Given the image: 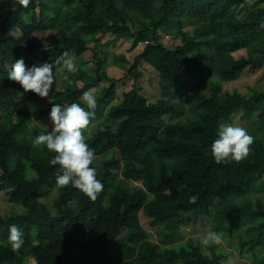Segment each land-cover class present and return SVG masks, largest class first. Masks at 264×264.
<instances>
[{
	"label": "trees",
	"instance_id": "1",
	"mask_svg": "<svg viewBox=\"0 0 264 264\" xmlns=\"http://www.w3.org/2000/svg\"><path fill=\"white\" fill-rule=\"evenodd\" d=\"M7 1L11 10L0 13V186L24 210L0 214V264L32 259L37 264H224L218 246H198L200 235L177 243L182 225L206 217L210 230L220 234L230 218L261 217L250 249L264 247V203L258 200L250 212L240 203L264 191L257 188L264 182V89L249 94L223 89L247 69L264 66V5L243 12L250 0H30L27 7ZM15 31L20 38L10 36ZM38 33H46L39 42ZM162 33L176 44L169 47ZM104 34L114 36L111 43L132 37L133 48L144 44L130 72L135 75L143 61L152 66L163 98L150 102L134 86L114 104L125 77L103 69L100 44L94 49L95 69L84 58L89 43ZM41 45L48 51L38 52ZM242 49L247 56L236 58L234 52ZM65 52L78 58L79 70L62 78L59 87L64 71L57 60ZM32 55L42 57L32 62ZM19 58L28 66L52 64L53 88L60 89L50 93L55 103H82L84 91L108 83L97 99L96 116L82 130L104 185L95 201L71 185L58 186L60 166L49 163L55 153L33 146L34 137L51 128L30 123L47 116L52 105L8 78ZM121 60L124 66L125 56ZM241 111L243 120H257L261 136L253 138L245 159L218 164L211 144L220 125ZM105 116L109 119L102 121ZM91 124L95 128L86 137ZM97 157L104 158L99 165ZM137 179H143L142 186L131 183ZM44 188L57 191L55 213L43 201ZM142 214L161 226L160 242L143 226ZM10 225L24 234L18 253L7 241Z\"/></svg>",
	"mask_w": 264,
	"mask_h": 264
},
{
	"label": "rangeland",
	"instance_id": "2",
	"mask_svg": "<svg viewBox=\"0 0 264 264\" xmlns=\"http://www.w3.org/2000/svg\"><path fill=\"white\" fill-rule=\"evenodd\" d=\"M259 5L254 0H250L249 3L245 6L246 11H252L256 9ZM11 10V6L9 5L7 0H0V13L8 12ZM136 21V19H135ZM135 21L131 22V26L135 27ZM187 29L191 28V24L186 25ZM46 33H38L36 34V39L39 42L41 38ZM52 35V34H51ZM12 38H20L21 35L19 32L15 31L10 34ZM114 36L112 34H104L98 35L93 41L89 43L91 47L85 53V59L88 61V67L95 69L97 67V60L94 55V49L97 48L98 44H100L99 50L101 56L104 58L103 66L110 76L116 78H124V81L120 83V87L118 89V98L114 101V104L122 100L123 94L132 89L134 86L138 88L141 92H143L149 99L150 102H155L161 98H163L164 94L162 91V87L160 85V76L158 72L150 66L146 62H142L137 70L136 74L133 75L130 72L132 68L136 56L142 51L144 44H139L137 47L133 48L132 37H125L120 39L119 41L111 43ZM174 39V38H173ZM100 43H99V42ZM179 41H177L178 43ZM169 47H173L176 44V40L174 39L172 44L170 42L166 43ZM38 52H47L48 48L45 45H41L37 49ZM236 58H241L243 56H247L246 49L239 50L234 52ZM125 56L127 62L123 66V61L121 57ZM42 55H32L30 59L32 62L39 60ZM75 59V58H74ZM78 62V58L75 59ZM64 71V70H62ZM61 75V74H60ZM82 85V82L79 83ZM110 84V83H109ZM63 85L62 75L59 77V87ZM108 83H101L95 88V96L98 99L102 94V89ZM211 83H206L204 85V89L206 91H210ZM224 90L231 91H239L244 94H249L252 89H264V66L258 70L247 69L243 75L236 81L225 82L223 85ZM42 104H45L46 101H41ZM110 109V108H109ZM108 109V110H109ZM243 112H238L233 116L231 122L227 124H231L233 126H239L247 130V132L255 138L256 136H261L262 130L260 125L257 124L256 119L252 120H243L241 118ZM96 116V115H95ZM109 119L105 116L103 120ZM99 123V122H98ZM38 124L43 127L50 128V123L48 120V115L42 117L39 120H34L30 123V125ZM95 126L91 124L85 132V136L89 137L93 132ZM111 157V153L105 156L106 159ZM104 160L103 157L96 158V164L99 165ZM30 171V169L28 170ZM264 181V180H263ZM131 183L134 186H142L143 179L131 180ZM257 188L262 190L264 188V182L260 183ZM43 201L47 203L53 212L55 213L57 210L54 207L55 199L57 197V191H50L47 188L43 189ZM243 198V197H242ZM240 200V203L245 205L246 212L253 211L256 209L258 205V200H261L264 203V191H258L255 193H251L248 197ZM24 210L22 205L15 204L10 201L9 195L7 194V190L3 189L0 186V214L3 216L10 215L14 212H22ZM142 224L146 230L150 232L151 235L155 237L157 241H161L158 235V228L161 226H152L150 219L146 217L144 214L141 215ZM262 218H252L247 219L245 217H234L230 218L229 222L225 224L222 232V240L223 243L218 246V252L224 256L222 259L224 264H260V259L264 255V247L257 246L254 250L250 249V242L253 240H257L259 237V231L256 230V227L260 222H262ZM211 220L210 218H205L202 222L193 223L189 222L182 225L179 229V242H184L187 238L193 237L195 235H203L207 231L210 230ZM162 243V242H161ZM176 243V244H177ZM173 244V243H167ZM242 248V249H241ZM244 251V253H242ZM254 253L257 254V257L254 256ZM8 264V263H6ZM9 264H18L16 262ZM27 264H37L35 260H29Z\"/></svg>",
	"mask_w": 264,
	"mask_h": 264
},
{
	"label": "clouds",
	"instance_id": "3",
	"mask_svg": "<svg viewBox=\"0 0 264 264\" xmlns=\"http://www.w3.org/2000/svg\"><path fill=\"white\" fill-rule=\"evenodd\" d=\"M30 0H18V3L27 7ZM57 63L64 70L62 78L68 80V74L78 72V64L71 54L65 52ZM12 81L18 82L24 92L31 91L41 98H48L51 108L48 113L50 131L38 134L32 140L34 147L44 145L49 152L55 153L49 163L59 165L60 171L56 175L58 186H69L79 189L90 200L95 201L97 194L103 191L104 185L97 178V169L94 164V152L85 142L82 130L86 129L90 119L95 117L97 98L95 89H88L81 95L82 103L70 104L55 103L50 93L60 91L53 88L56 75L51 63H35L26 65L23 58L15 59L7 74ZM35 111V109H31ZM253 137L246 129L231 124H221L217 138L211 144V154L216 163L239 162L245 159L250 151ZM196 197H191L195 202ZM23 231L16 225L9 226L7 241L14 253H18L24 244ZM198 246L208 249L223 243L219 232L209 230L197 237Z\"/></svg>",
	"mask_w": 264,
	"mask_h": 264
},
{
	"label": "built area",
	"instance_id": "4",
	"mask_svg": "<svg viewBox=\"0 0 264 264\" xmlns=\"http://www.w3.org/2000/svg\"><path fill=\"white\" fill-rule=\"evenodd\" d=\"M161 39L163 40L164 43L170 42L172 44L173 42L172 36L166 33H162Z\"/></svg>",
	"mask_w": 264,
	"mask_h": 264
}]
</instances>
